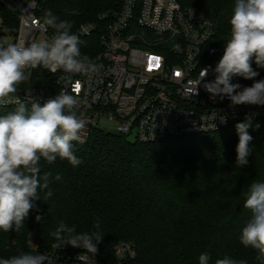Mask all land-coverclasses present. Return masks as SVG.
<instances>
[{"label": "trees", "instance_id": "1", "mask_svg": "<svg viewBox=\"0 0 264 264\" xmlns=\"http://www.w3.org/2000/svg\"><path fill=\"white\" fill-rule=\"evenodd\" d=\"M36 1L42 20L51 10L59 20L71 22V31L84 22H98V14L112 3ZM179 1L201 9L214 22L217 36L227 39L235 0ZM17 26V11L8 0H0V40L14 36ZM49 31L54 33L51 27ZM252 67L264 79V68L254 61ZM52 80L38 67L25 83L46 91ZM13 110L14 105L0 106V115ZM246 122L251 124L248 132L253 140L243 166L236 164L238 123L156 142L92 129L86 142H73L80 165L73 167L59 158L53 164L41 160V174H52L49 189L53 195L44 201V192L40 193L41 199L33 202L19 232L0 230V245H14L9 257L20 251L34 252L24 245L29 234L44 248L55 240L49 233L63 221L75 225L77 232L99 231V251L107 264H199L204 252L210 255V264L226 256L259 264L257 252L245 248L239 235L250 218L243 206L249 185L264 182V119ZM57 174L60 180L54 179ZM97 218L99 229L93 227ZM120 241L133 246L134 259L117 261L114 246Z\"/></svg>", "mask_w": 264, "mask_h": 264}, {"label": "built area", "instance_id": "2", "mask_svg": "<svg viewBox=\"0 0 264 264\" xmlns=\"http://www.w3.org/2000/svg\"><path fill=\"white\" fill-rule=\"evenodd\" d=\"M8 2L17 11L18 26L14 36L2 38V43L52 37L54 33L37 15L38 1ZM72 32L79 36L81 54L100 65L99 73L88 76L42 67L53 77L47 90L29 87L26 80L18 86L17 95L29 100L27 93L31 92L43 104L61 91L73 94L79 102L78 114L87 122L81 133L83 142L92 129L156 142L264 119V105L233 106L227 96L213 97L204 89L205 81L215 79L214 69L226 40L217 36L214 22L195 6L182 5L179 0H112L98 14V22H84ZM94 35L97 39H92ZM203 68H208V74L193 94L190 90ZM27 71L32 73V69ZM258 80L259 75L251 80L234 77L232 82L242 90ZM58 243L54 240L36 250L39 244L33 236L29 246L51 254L56 264H107L99 243L94 256L68 244L52 247ZM114 255L120 263L134 259L136 251L129 242L120 241Z\"/></svg>", "mask_w": 264, "mask_h": 264}, {"label": "clouds", "instance_id": "3", "mask_svg": "<svg viewBox=\"0 0 264 264\" xmlns=\"http://www.w3.org/2000/svg\"><path fill=\"white\" fill-rule=\"evenodd\" d=\"M43 23L54 30L50 39L0 43V106L14 105L13 111L0 115V230L5 233L19 232L24 227V220L33 209V202L41 199V192L44 201L53 195L49 189L52 174H41V160L53 164L59 158L73 167L82 163L74 154L73 142L83 143L81 133L87 122L78 114L77 98L61 91L42 104L29 92L30 99L21 100L18 86L31 75L27 70L43 67L51 72L63 69L88 76L100 71V65L81 54L80 39L71 31V22L59 20L49 10ZM229 24L223 56L214 69L215 79L205 81L203 87L213 97L227 96L233 106L264 105V79L242 90L239 83L232 82L234 77L246 80L257 77L259 73L253 69V61L257 67L264 68V0H235ZM207 74L208 68H203L190 90L193 94ZM220 119L226 123V117ZM250 126V122L236 125L237 166L248 163L253 140L248 132ZM54 179L60 180L61 176L57 174ZM243 206L250 212V218L241 228L239 241L245 248L255 250L259 264H264V182L249 185ZM36 220L41 217L38 215ZM93 227L100 228L98 218ZM49 235L59 241L53 248L68 244L93 256L102 239L99 231L77 232L75 225L63 221ZM210 259L204 252L198 262L210 264ZM0 264H56V259L48 253L20 251L9 258H0ZM215 264H246V261L226 256Z\"/></svg>", "mask_w": 264, "mask_h": 264}, {"label": "rangeland", "instance_id": "4", "mask_svg": "<svg viewBox=\"0 0 264 264\" xmlns=\"http://www.w3.org/2000/svg\"><path fill=\"white\" fill-rule=\"evenodd\" d=\"M129 139H133V137L132 136H130V138ZM34 236V234L33 233H30L29 234V236L26 238V241H25V246H26V248L28 249V250H31V251H34V252H38V251H35V249H32V248H30V244H29V241H30V238H32ZM12 241H13V239H12ZM10 243H11V240H10ZM37 243H39V242H37ZM40 244V243H39ZM0 258H7V257H9V255L11 254V253H13L14 252V245H7V246H2V242H1V245H0ZM19 249L20 248H18L16 251H15V253H17V252H19ZM40 249H42V248H40V246H39V248H37L36 250H40ZM18 254V253H17ZM136 257V256H135ZM118 261V260H117Z\"/></svg>", "mask_w": 264, "mask_h": 264}]
</instances>
